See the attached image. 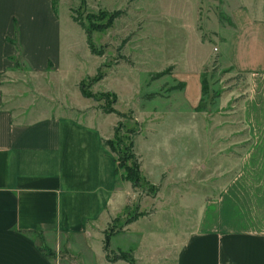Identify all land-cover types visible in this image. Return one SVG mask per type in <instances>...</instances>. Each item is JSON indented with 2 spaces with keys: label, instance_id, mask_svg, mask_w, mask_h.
<instances>
[{
  "label": "rangeland",
  "instance_id": "rangeland-1",
  "mask_svg": "<svg viewBox=\"0 0 264 264\" xmlns=\"http://www.w3.org/2000/svg\"><path fill=\"white\" fill-rule=\"evenodd\" d=\"M53 1L59 26L43 19L29 31V40L40 52L53 36H59L58 73L32 78L16 57L15 75H7L4 81L15 90L11 108L33 116L43 110L78 118L84 124L88 114H95L99 131L105 136L111 133L115 163L123 178L134 172L131 153L140 165L136 187L129 185L127 207L104 226L101 218L98 225L103 227L93 238L76 237V253L61 249L59 264H128L109 262L123 252L130 256L133 252L140 264H173L175 250L171 247L175 236L190 226L185 221L190 219V211L202 195L214 198L220 194L238 172L240 158L251 142L240 109L247 76L229 68L234 65L229 35L224 44L212 33L224 19V0ZM235 1L229 3V12ZM116 10L125 14L111 27H95L107 18L100 12ZM75 19L91 32L101 56L90 53L86 35ZM98 74L103 79L94 81ZM197 76L199 101L190 105ZM81 83L91 98L82 95ZM110 107L123 115L105 113ZM126 183H118L125 196ZM133 217L140 219L122 233ZM107 236L113 237L105 252ZM36 239L44 250L41 234Z\"/></svg>",
  "mask_w": 264,
  "mask_h": 264
},
{
  "label": "crops",
  "instance_id": "crops-1",
  "mask_svg": "<svg viewBox=\"0 0 264 264\" xmlns=\"http://www.w3.org/2000/svg\"><path fill=\"white\" fill-rule=\"evenodd\" d=\"M36 1L0 0V264H59L61 249L74 251L76 237L93 238L129 200L130 182L119 173L114 153L104 144L111 133L105 136L95 126L99 116L81 115L87 120L84 124L43 110L33 116L11 108L15 90L4 81L15 75L16 57L32 78L59 70V36L40 52L29 40V31L43 19L59 26L55 2ZM230 2L224 0V19L212 33L224 44L229 35L234 57L229 68L247 76L240 109L251 142L238 172L220 194L202 195L190 211L185 220L190 226L175 236L171 247L173 264H264V0H236L232 12ZM198 17L197 4L196 22ZM217 52L222 60L218 47ZM198 76L190 105L199 101ZM119 182L127 184L126 196ZM101 218L103 226L98 225ZM139 219L125 223L122 233ZM37 234L43 237L45 251ZM131 259L140 264L133 252Z\"/></svg>",
  "mask_w": 264,
  "mask_h": 264
},
{
  "label": "trees",
  "instance_id": "trees-1",
  "mask_svg": "<svg viewBox=\"0 0 264 264\" xmlns=\"http://www.w3.org/2000/svg\"><path fill=\"white\" fill-rule=\"evenodd\" d=\"M101 14H105L106 15V19L105 21H101L100 23H98L95 27L98 29V30H104V29H107L109 27L112 26L113 22L116 20V19H119L121 17H123V15L125 14V11L123 10H116V11H113L111 13H106V12H100ZM75 23H77L81 29L84 31L85 35H86V42H87V46L89 48V51L92 55H95V56H101L102 55V52L101 51H97L95 48H94V44L92 42V38H91V32H89L85 26L78 22V20H74ZM104 77L103 74H98L97 75V78L94 80V81H100L102 80ZM83 85L84 84H80V91L82 93V95H84L85 97H89L91 98L92 95L91 94H86L84 92V89H83ZM116 100L115 98L113 97V100H112V103H114ZM105 113L109 114V113H114L116 114L117 116H122L123 114L120 113L119 111L115 110L114 108L110 107ZM104 144L105 146H107L109 148V150L111 152H115V150L111 147V140H105L104 141ZM132 148V143H130V149ZM131 156V159L133 160V165H134V172L133 174L129 175L127 174L126 176H124V179L129 181L134 187H136L139 179H140V165L139 163L137 162V160L135 159L134 157V154H130ZM127 171V173H130V169L129 168H126L125 169ZM133 219H135L134 217L133 218H130L126 221V223H130L133 221ZM108 244H109V237L107 236L106 239H105V243H104V251L106 252L107 249H108ZM43 250V249H42ZM106 259H109L108 256L106 255L105 256ZM109 261V260H108ZM116 261H125L127 262L128 264H135L134 261L131 259V256L130 254H127V253H119L117 254L112 260H110L109 262H116Z\"/></svg>",
  "mask_w": 264,
  "mask_h": 264
},
{
  "label": "built area",
  "instance_id": "built-area-1",
  "mask_svg": "<svg viewBox=\"0 0 264 264\" xmlns=\"http://www.w3.org/2000/svg\"><path fill=\"white\" fill-rule=\"evenodd\" d=\"M216 50V49H215Z\"/></svg>",
  "mask_w": 264,
  "mask_h": 264
}]
</instances>
